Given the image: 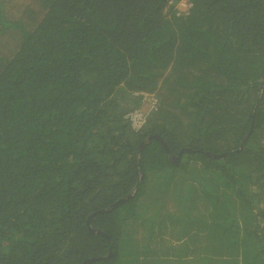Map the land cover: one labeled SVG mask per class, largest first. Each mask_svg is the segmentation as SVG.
<instances>
[{
  "label": "trees",
  "instance_id": "obj_1",
  "mask_svg": "<svg viewBox=\"0 0 264 264\" xmlns=\"http://www.w3.org/2000/svg\"><path fill=\"white\" fill-rule=\"evenodd\" d=\"M172 1L0 0V264H264V0Z\"/></svg>",
  "mask_w": 264,
  "mask_h": 264
},
{
  "label": "rangeland",
  "instance_id": "obj_2",
  "mask_svg": "<svg viewBox=\"0 0 264 264\" xmlns=\"http://www.w3.org/2000/svg\"><path fill=\"white\" fill-rule=\"evenodd\" d=\"M187 3H189V0H180L176 5H175V9H177L178 11H179V14L180 13H185L186 12V10L188 9V8H190L189 6H190V4H188L187 5ZM20 5V3L18 2V6ZM169 5H171V6H173V1L172 0H170V2H169ZM17 6V7H18ZM164 77H162L161 79H163ZM139 94H142L143 95V99H142V101H143V109H145L146 107H147V105H148V102H147V100H153V97L155 96V94L154 93H149V92H140ZM174 158L176 159V160H179L177 163L178 164H180L181 163V159H178V155L177 156H174ZM168 196V195H167ZM166 196V197H167ZM174 203V201L173 200H171V202H170V204H169V208L172 210V209H174L176 206L173 204ZM163 214H164V212H163ZM193 217H196V214H194L193 216H192V218ZM168 225V224H167ZM160 227L157 225L156 227H155V233L156 234H160L161 233V230L159 229ZM167 229H168V226H167ZM136 233H134V236L136 237V235H135ZM158 239H160V238H157V237H155V240H158Z\"/></svg>",
  "mask_w": 264,
  "mask_h": 264
},
{
  "label": "built area",
  "instance_id": "obj_3",
  "mask_svg": "<svg viewBox=\"0 0 264 264\" xmlns=\"http://www.w3.org/2000/svg\"><path fill=\"white\" fill-rule=\"evenodd\" d=\"M188 4L189 3H187V5ZM156 104L157 100L153 97V100L150 101V104L145 109L141 108L128 114L126 118L131 121L132 127L141 129L146 123L147 115L156 107Z\"/></svg>",
  "mask_w": 264,
  "mask_h": 264
},
{
  "label": "water",
  "instance_id": "obj_4",
  "mask_svg": "<svg viewBox=\"0 0 264 264\" xmlns=\"http://www.w3.org/2000/svg\"><path fill=\"white\" fill-rule=\"evenodd\" d=\"M153 139H156V140H158V141H160L161 142V144L168 150V152H169V155H170V158H171V160H173V161H175V162H178L179 160H176L175 158H174V155L169 151V149H168V147H167V144L165 143V141L160 137V136H151V137H149L148 139H147V142L146 143H150ZM145 147V144H143V146H141V149H143ZM242 147V146H241ZM183 152H180V154L178 155V159H181V154H182ZM208 156H213V157H220L221 155H216V154H213V153H206ZM130 197H132V195L130 196ZM93 217V215L92 216H90L89 217V219H88V221H87V225H88V228H89V230H91L92 232H95V230L91 227V218ZM99 234H102V235H104V233H103V231L101 230V229H97L96 230ZM98 260H100V258H92V259H90V260H87L84 264H88V263H92V262H96V261H98Z\"/></svg>",
  "mask_w": 264,
  "mask_h": 264
},
{
  "label": "clouds",
  "instance_id": "obj_5",
  "mask_svg": "<svg viewBox=\"0 0 264 264\" xmlns=\"http://www.w3.org/2000/svg\"><path fill=\"white\" fill-rule=\"evenodd\" d=\"M190 4V3H189Z\"/></svg>",
  "mask_w": 264,
  "mask_h": 264
}]
</instances>
